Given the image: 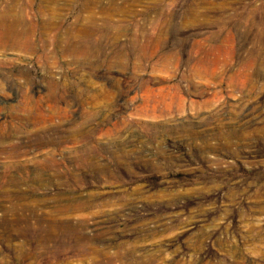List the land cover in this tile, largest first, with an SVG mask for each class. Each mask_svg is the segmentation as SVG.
I'll return each mask as SVG.
<instances>
[{"label": "rangeland", "instance_id": "1", "mask_svg": "<svg viewBox=\"0 0 264 264\" xmlns=\"http://www.w3.org/2000/svg\"><path fill=\"white\" fill-rule=\"evenodd\" d=\"M0 264H264V0H0Z\"/></svg>", "mask_w": 264, "mask_h": 264}, {"label": "bare ground", "instance_id": "2", "mask_svg": "<svg viewBox=\"0 0 264 264\" xmlns=\"http://www.w3.org/2000/svg\"><path fill=\"white\" fill-rule=\"evenodd\" d=\"M11 145V144H10ZM5 148V147H4ZM12 187V186H11ZM12 199V198H11ZM30 212V211H29ZM75 213V212H74Z\"/></svg>", "mask_w": 264, "mask_h": 264}]
</instances>
